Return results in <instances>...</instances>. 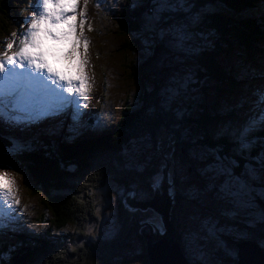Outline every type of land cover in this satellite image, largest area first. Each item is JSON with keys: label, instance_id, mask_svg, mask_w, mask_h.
<instances>
[{"label": "rangeland", "instance_id": "1", "mask_svg": "<svg viewBox=\"0 0 264 264\" xmlns=\"http://www.w3.org/2000/svg\"><path fill=\"white\" fill-rule=\"evenodd\" d=\"M8 1L11 8H5V13H0V52H3L5 44L13 39V33H16V43H19L20 33L27 28L25 18L30 17L34 10L35 0ZM198 1L200 2V0H191L185 5L188 9L186 12L167 14L170 18L159 26H154L152 23L154 11L158 7L157 0H131V7L128 0L102 2L90 0L88 4L86 0H75L77 4L75 11L73 12L70 7L67 8L66 22L62 21L53 28L60 36L59 39H54L44 32L45 26L53 27L52 25L41 24L37 36L39 47L32 50L43 53L48 64L65 76L83 77L87 98L83 99L78 94L72 93L71 95L79 100V104L72 102L71 107L65 106L59 111H48L49 114L55 113L54 118L47 120L46 125H40L36 130L37 133L30 135L31 140L28 142L24 141L27 126L21 125L20 133L16 136L18 143L11 147L12 151L17 152V162L20 153H23L24 149L28 150L30 144L34 142L33 138L41 136L45 137L42 140L52 150L51 158L59 161L58 155L54 153L57 146L65 149L81 141L99 142V139L106 134L104 125H112L113 129H116L118 117L121 114L123 116L125 110L138 107L148 116H152V111L158 110L163 113L164 118L176 117L178 122L174 121L172 126L179 128L183 140H187L186 135H192L191 128H194L193 132H197V129L204 126L201 121L182 123L184 112L190 115L194 113L196 118L195 111L210 110L212 114L216 109L219 115L213 123H218L223 133L225 130L227 132V135L224 134L221 138L214 137L213 134L216 132L212 133V129L217 126L208 125L205 138L210 134L209 140L217 141L216 151L208 145L200 146L201 144L198 143L200 137L193 135L197 149L194 151L197 154L192 153L194 159H190L183 153L184 146L178 147L167 125L168 119L162 120L160 113L156 112L158 120L155 119L157 121L155 123L159 128L155 129L154 122H147L145 121L147 118L141 116L142 120L139 122L150 125L139 131L129 143L123 140L117 141L121 149L120 164L112 159L115 154L113 146L112 150L104 145L93 147L90 145L92 143H89L86 144L90 145L89 150H74V153L69 155L64 153L63 166L71 175L65 177V174L52 171L49 174L51 181L57 180L60 184L66 185L62 179H70L72 182L77 180V184L92 188L100 184L97 189L93 188L95 197L91 207L92 218L86 222L82 218L83 214L80 215L81 218L79 217L86 230L81 233L71 226V229L60 236L65 242L61 248L69 249L74 264H174L173 256L178 252L172 253L170 250L167 241L169 237L164 236L167 231L163 228L169 221L168 217H165L169 213L174 223L184 219L186 225L192 229L189 230L186 225L184 227L178 223L179 231L181 227L184 232L183 240L187 243L186 247L188 246V256H199L205 264H234L232 261L235 256L234 249L228 245L239 249L240 245H236L237 238L250 235L246 226L255 227L257 223L264 221L261 219L264 210L257 202V200L264 201V180L261 179L264 176V168H262L264 157L259 160L257 151H251L256 148L264 156L263 130L260 137L255 134L260 127L247 133L246 140L250 142L248 148L244 151L239 148L241 130L249 116L256 110L252 106L255 94L244 92L251 89L243 82V74H254L257 71L261 73V77H264V5L259 8L258 3L253 2V7L250 9L249 4H244L243 0H210L215 4L201 7ZM223 2L226 6L222 5ZM128 8H132L130 10L135 12L129 11L130 20L126 17ZM242 10H246L244 14ZM210 13H216L217 16L204 18ZM243 17H249L257 23L259 21V24L263 25L262 29H258L260 33L256 34V37L252 35L251 30H248V33L253 37L245 33ZM238 18L240 19L238 24L233 22L238 21ZM71 20L73 24L69 23ZM208 20H212V23ZM177 21L188 25L189 38L182 48L174 47L161 35V28L166 29ZM126 22L132 24L130 29L124 28ZM69 25H73L71 35L63 36V33L70 31ZM232 35L233 37H229ZM227 38L231 43H228ZM73 39L76 41L74 50L68 55L69 50L73 49ZM226 42L230 48L219 53V44H222L223 48L226 47ZM16 50L14 47L11 51ZM83 51L90 66L78 59V55L83 54ZM216 68L220 71L224 70L222 82L214 80L213 69ZM233 68L241 75L239 81H233L234 85L237 82L242 84L243 87L239 90L243 92L233 91V82L226 76V73ZM248 82L249 80L246 83ZM260 83L264 85V78ZM234 87L238 89L239 85ZM249 87H252V84ZM223 105L227 107L223 108ZM221 108L224 111H220ZM58 115L70 117L73 121H80L81 124L70 125L67 126L68 128L56 127L54 120ZM36 125L38 126L37 121ZM88 134H91L92 138L81 139L89 136ZM5 137L8 138L6 135ZM122 137L126 138L125 135ZM233 142H235L236 154L234 149L229 150L230 143ZM8 146L2 145L0 172L7 173L14 181L15 196L19 200L14 211L19 215L18 223H21L24 217L34 225L33 232L42 235L46 232L44 226L49 224V222L45 223L44 212L50 214L51 207L49 204L47 208L44 206V203H47L45 195L40 191V187L35 186L36 183L39 185V179L35 177L32 182L27 176L31 172L29 167L26 165L11 167L6 164L8 163L6 158L2 160L4 149ZM106 149L110 151L112 158L106 155ZM217 155L234 161L233 165L236 166L242 160L244 166L240 169L241 175L229 171L228 177L225 176L226 170L220 167V161L216 159ZM108 157L112 159L109 161L113 162L111 166L121 165L125 173L110 175L102 185L104 179L102 181L94 178V173L97 172L93 171L95 167L93 164L101 168L102 158ZM197 159L203 160L207 169H199L202 163L195 161ZM208 159L212 160L209 162ZM71 161L77 165L82 161L78 171L73 168ZM88 161L93 167H90ZM153 161L159 162V167L155 166ZM167 162L170 163L168 169ZM155 169L157 172L154 177L162 181L159 187L153 186L152 170ZM70 180H66L68 184L71 183ZM32 187L36 192L32 193ZM71 193V190L66 191V194ZM175 196L180 198L179 202H176ZM25 206L26 214L23 213ZM168 232L170 233L169 229ZM173 232L178 237L176 228ZM221 236H227V242ZM259 237L258 242L264 247V236ZM5 238L7 241L0 237V243L1 240L2 243H7L9 246L7 251H9L15 243H9L8 238L13 239L11 235L6 234ZM16 239L18 240L17 237ZM214 242L219 244L213 246ZM201 244L205 250L200 248ZM154 246L156 247L153 248ZM178 248L179 251H183L185 245L180 247L178 245ZM80 253L84 254L83 260L79 259ZM1 256L0 264H7L3 261V255ZM186 263L190 264L188 261ZM56 264L62 263L56 262Z\"/></svg>", "mask_w": 264, "mask_h": 264}, {"label": "trees", "instance_id": "2", "mask_svg": "<svg viewBox=\"0 0 264 264\" xmlns=\"http://www.w3.org/2000/svg\"><path fill=\"white\" fill-rule=\"evenodd\" d=\"M198 3H200L199 6H201V7L215 4V3L210 2V0H200V2L198 1ZM243 3L249 4L247 0H243ZM7 5H8V7H7ZM222 5L226 6V4H224V2ZM5 8H11L10 7V1L0 0V13H2V12L5 13ZM128 9L129 10L126 12V17L128 20H130L131 13H133L134 10H130L132 8H128ZM129 11L131 13H129ZM243 11L244 10H242L241 12H243ZM234 14H236V11H234ZM216 16H217L216 13H210V14H206L204 16V18L210 19V18H214ZM243 20L245 23V33L248 34V36L256 37V34L260 33L259 32L260 30H258V29H260V26H258V24L249 17H243ZM119 22L121 24L122 20ZM203 23L204 22L202 21L201 22L202 26H203ZM221 25L224 27L223 24H221ZM131 26H132V24L129 25L126 22V25L124 28L130 29ZM248 30H251L253 32L252 33L253 36L248 33ZM220 35H222V37H225L223 34H220ZM229 37H233V35L229 36ZM227 40H229L228 43H231L229 38H227ZM240 43L242 46V42H240ZM221 45L219 44V48H218L219 53H223V50H225V49L228 50L230 48L228 46L227 42H226V47L222 48ZM254 48H256V47H254ZM248 56H250V55H248ZM227 70L228 69H226V71ZM213 71H214V73H213L214 80L216 82H222L224 70L220 71V70H218V68H216L215 70L213 69ZM250 74H252V73H249L248 75L243 74L244 75L243 82L245 84H249V82L248 83H246V82L249 80ZM226 76L229 77L232 82L235 80L239 81L241 79V75L239 74L238 70L234 69V68L229 70L228 73H226ZM223 84H225V82H223ZM238 85H239V87H238V89H236V87H234V86H238ZM240 87H243V85L239 84L238 82L234 85V82H233L232 88H233V90H235V92L241 91V90H239ZM253 88L256 91V87H253ZM250 89H251V87H250ZM155 103L157 104V102H155ZM157 105L160 106V104H157ZM143 109L146 110L145 108H143ZM129 110H125L123 113V116H120L121 120H120V123L118 125L119 128L117 130L113 129V131L110 134L106 133L104 136H102L101 139H99L100 140L99 142L98 141H93V142L81 141V142H78L76 144H71L68 147H66L65 149L63 147L57 146V150L54 153L56 155H58L59 161L55 160V158H51L52 156L50 154H52V150L48 146H46V142L43 143L41 146H37V144H34V146L37 148L32 151L33 153H28V154L26 152L20 153L21 156L18 159V163H20L22 165H26L27 167H29V170H31L30 173L34 176V178L36 177L37 179H39V182H40L39 185L36 183L35 186H38L41 188L40 191H42L44 193L45 201L47 200L46 201L47 203H44V206L48 207L47 204H49V207H51L52 211L49 214V216H50V218H49L50 228H48L46 230V232L42 234V238L40 240H37L34 243V238L27 237L23 231H21V232H23V234H20L17 236L18 240L13 237L14 239H16V240L12 241L15 243L14 247L12 249L13 257L8 262L5 260L7 264H56V262H60L62 264H74V261L72 262V256H71L69 249L67 247H65L66 249L61 248V245L65 242H63L64 240H62L60 236L65 231H68L69 228L71 229V226L75 230H78L81 233H83L86 230V226L84 224H82V222H80V218H81L80 215L83 214L86 217L85 218L84 216H82V218L85 219L86 222H89L90 219L92 218V216H91L92 208L91 207L93 206V201H94L93 197H95L94 192H93V190H94L93 188L97 189L100 186V184H96L92 188V187H89L87 185L77 184L76 183L77 180H75V182H72L70 179H66V180H70V182H71L68 184L66 180L62 179L63 182L66 184V185H62L57 180L51 181L52 179H50L49 174L52 171H57L58 174H65V177L70 176L71 173H68L67 170L63 166L62 155L64 153H65V155L73 154L74 150H79V149L81 151H82V149H88L89 150L90 145L93 147H98L100 145H102V146L104 145L105 147H107L109 149H112V146H113L114 150H115L114 158H112V155L108 149H106V155L111 156L112 159L117 160L118 163L120 164L122 157L120 155V145H119V143H117V141L123 140L126 143H129V142H131V138L133 140V138L136 136V134L139 131H141V130L143 131V129L146 126L150 125L149 123L142 124L141 122H139V120H142L141 116H143L144 118L146 117L147 119H145V121L147 120V122L148 121L150 123L154 122L153 125H154L155 129L159 128V126L155 123V122H157L155 120V119H157L156 112L160 113L158 110H156V112L152 111L153 112L152 116L145 115L143 113L144 111L142 110V108H137L136 110L133 109V111L128 112ZM214 112L215 111L213 110V113L211 114L210 110H207V111L204 110L198 114L197 119L192 118V117H184L182 120V123L183 122L184 123H192V122L197 123V121H201L204 123V126L197 129V132H193L194 128H191L192 135H186L185 138L193 137V135L195 136V134H196L197 137H200V140L197 138L198 143L201 144L200 146L208 145L213 149H217V147H216L217 141L213 142V141L209 140L210 134H207L208 139L205 138L206 137L205 131H206V129H208L207 128L208 125L212 121L217 120V119H215L216 117H214ZM160 115L163 118L162 120H166L165 118L168 119L167 125L169 127V130L171 131L172 136L175 137V139L178 143V146L180 148H181L180 145L184 146V153L187 156H189L191 159V157L193 156L192 153L197 154V152L194 151L197 149H196L195 145L193 144V141L191 139L189 141H187L186 139L183 140L184 137H181L180 132H179V128L177 126H172V125H174V121H175L173 118L172 119L169 117L164 118V115L162 112L160 113ZM192 116L194 117V113H192ZM176 122H178V121H176ZM57 123H58V121H56V124ZM63 124L65 125V127H67L68 126L67 124H69V122L64 121ZM148 132H150V131H148ZM212 133H213V130H212ZM122 135H125L126 138L124 139V137H122ZM213 135L215 136V134H213ZM179 138H180V141H178ZM47 143H49V142H47ZM89 143H92V144L86 145ZM52 146H53V144H52ZM44 147H46V148H44ZM92 149H96V148H92ZM262 149H264V148H262ZM251 151H257L259 160L263 159L264 156H263L262 152H260L256 148H255V150H251ZM58 153H62V154H58ZM112 159H110V157L102 158V167L101 168H100V166L93 164L96 167V170L94 167L93 171L97 172V173H94L95 174L94 178L102 180V181L104 179V182H102V185H104L106 183V181L108 180L110 175H113L115 173H119V175L125 173L124 169L121 166L115 165L116 167H114V165H112V166L110 165V164H113V162H109V161H112ZM208 160L210 162V160H212V159H208ZM81 162L82 161H79V165H81L80 164ZM71 163H72L73 168L76 171H78L80 166L77 165L76 163H74V161H71ZM88 163L91 164L90 167H93L92 163L90 161H88ZM201 163H202L201 165L204 166L203 160ZM153 164L155 166L159 167V162L153 161ZM242 166H243L242 164H239V167L236 165H232L231 167H227L226 169L228 171H233L236 174L241 175L240 169L242 168ZM220 167L222 168V166H220ZM86 170L90 171L88 169H86ZM156 172H157V169H155V171L152 170V176L153 177L155 176ZM27 176L31 180L30 175L28 174ZM60 177H61V175H60ZM175 184H176V182H175ZM32 189H33L32 193L36 192L34 187H32ZM67 190H71L72 193L66 194ZM80 190L84 191V193L82 194V192ZM90 192H91V194H90ZM85 195H86V197H82ZM175 200H176V202H179L180 198L175 196ZM257 202H259L260 208L264 210V202L260 201V200H257ZM249 213L253 217H255L252 212H249ZM95 216L96 215H94V217ZM262 223L264 226V221H262ZM247 227L250 231V235L248 237H245L244 239L250 240L254 237L258 238L260 236V234L264 236V228L262 226H259L256 233H254V227L253 226L252 227L247 226ZM70 235H71V233H70ZM226 241H227V239H226ZM0 245H1V250H3V243L1 242ZM83 255H84L83 253H80V255H79L80 260L84 259Z\"/></svg>", "mask_w": 264, "mask_h": 264}, {"label": "snow or ice", "instance_id": "3", "mask_svg": "<svg viewBox=\"0 0 264 264\" xmlns=\"http://www.w3.org/2000/svg\"><path fill=\"white\" fill-rule=\"evenodd\" d=\"M191 0H157L158 7L155 9L152 23L159 26L170 17L169 13L186 12L185 5ZM74 12L77 4L75 0H35L33 12L30 17L25 18L26 30L20 33L21 39L16 43V33L13 39L5 44L4 51L0 52V123L10 126L31 125L44 117L48 111L71 107L72 102L79 104V100L72 93L78 94L80 98L86 99L87 92L83 87V77L72 78L51 67L44 59L43 53L33 51L39 47L38 33L41 24L52 25L44 27V32L54 39L60 36L53 30L60 22H66L67 8ZM30 21V22H29ZM73 25H69V32L63 36L71 35ZM161 35L169 40L176 48H182L189 38L188 25L180 21L174 22L166 29L161 28ZM74 50L76 43L72 41ZM87 42H85L86 45ZM16 47V51H11ZM256 110L252 112L243 126L239 140V148L244 151L249 146L246 135L255 128L264 129V86L258 90L257 97L252 101ZM251 111V109H250ZM227 135L226 130L224 131ZM220 161L222 170L231 167L235 162L227 160L226 157L216 156ZM227 160V164H226ZM264 168V163H262ZM264 180V176L261 177ZM162 181L154 177V187H159ZM19 200L15 196L14 181L7 173L0 172V230L7 227L6 221L11 218ZM264 220V213L261 215Z\"/></svg>", "mask_w": 264, "mask_h": 264}, {"label": "bare ground", "instance_id": "4", "mask_svg": "<svg viewBox=\"0 0 264 264\" xmlns=\"http://www.w3.org/2000/svg\"><path fill=\"white\" fill-rule=\"evenodd\" d=\"M102 1H104V0H101V2ZM86 2H87V4L88 3H90V0H86ZM22 6H23V4H22ZM91 8H93V6L91 7ZM61 25V27L63 26L62 25V23L60 24ZM78 59H80L85 65H88V66H90L88 63H87V59H86V57H85V51H83V54H81V55H78ZM264 77H261L260 76V73L259 72H255L254 74H250L249 75V84H246L247 85V87L248 88H250L249 86L252 84V87H251V90L250 91H244L245 92V94L246 93H254L255 94V98L257 97V95H258V90L262 87V86H264L263 85V83H260L261 81H262V79H263ZM252 79H254V80H252ZM253 87H256V91H255V89L253 88ZM233 89V88H232ZM234 91V90H233ZM239 92H243L242 90L241 91H239ZM244 95V94H243ZM206 96V95H205ZM225 107H227V105H223V108H225ZM215 112H214V117H217L218 115H219V113H218V110H214ZM220 111H224V109H222L221 108V110ZM195 118V117H194ZM63 122L64 121H60V122H58L59 124H61V125H64L63 124ZM5 124V123H4ZM76 124V122H73L72 123V126L73 125H75ZM210 124H213L214 126H217V128L215 127V128H213L212 130H213V132H216V134H215V136L214 137H219V138H221V137H223L224 136V134H223V130H221L220 128H219V126L217 125L218 123H213V121L210 123ZM209 124V125H210ZM87 126H90V124H86ZM6 126H7V131H8V133H7V136L8 137H12L13 136V134L14 133H16V132H18L19 130H20V127H21V125L20 126H8V124H6ZM106 127V131H107V133H109V132H111V131H113V127H112V125H110V126H106V125H104V128ZM197 128V127H196ZM208 128V127H207ZM264 131V129H261V128H259V129H257L256 131H255V134L258 136V137H260V135H262L263 134V132H261V131ZM4 132V128L2 127V126H0V133H3ZM4 135V134H3ZM90 137H92V135H90V134H88ZM31 140V136H30V134L28 133V131H26L25 133H24V141H26V142H28V141H30ZM73 141H75V138L73 139ZM179 147V146H178ZM0 152H1V150H0ZM225 176H227L228 177V172H226L225 173ZM202 184V183H201ZM27 206V205H26ZM26 206L23 208V213H25L26 214ZM47 208V207H46ZM44 214H45V223H47V222H49V218H50V216H49V214L47 213V212H44ZM20 225H21V231H23L25 234H26V236L27 237H32V238H34V243L37 241V240H40L41 238H42V235L40 234V233H35V232H33V228H34V225L31 223V222H29L26 218H22V221H21V223H19ZM247 227V226H246ZM44 228H45V230H47L48 228H50V223L48 224V226H44ZM29 231H30V234H29ZM42 231V230H41ZM40 231V232H41ZM3 239V238H2ZM9 240H11V238H8ZM159 239L161 240V238L159 237ZM255 239L256 238H252V239H250V240H248V239H244V240H246V241H255ZM3 240H5V241H7V238H4ZM3 240H1V242L3 241ZM169 243L171 244V241L169 240ZM9 246L7 245V244H5V243H3V250H1V252H0V260L2 259V256L1 255H4V253H6L5 254V259L3 260V261H10L11 259H12V257H13V255H12V249H13V247L12 248H10V250L9 251H7V248H8ZM260 254H261V251H258ZM177 254H175V256H173L174 258H175V260H174V264H180V257L177 255ZM236 263V262H235Z\"/></svg>", "mask_w": 264, "mask_h": 264}, {"label": "water", "instance_id": "5", "mask_svg": "<svg viewBox=\"0 0 264 264\" xmlns=\"http://www.w3.org/2000/svg\"><path fill=\"white\" fill-rule=\"evenodd\" d=\"M19 166L22 167L23 165L19 163ZM31 180L34 181V176L29 173ZM167 180V179H166ZM171 224H166V231L164 236L165 237H169V240L171 241V244L168 241V245L170 247V250L172 251V253H174L175 251L178 252V256L180 257V264H188L185 262V260L183 259V257L179 254L181 253V251H179L178 245L180 244L179 240L177 239V237L174 235V227L171 226V228H169ZM168 229L170 230V233L168 232ZM171 234V235H170ZM163 236V237H164ZM174 244V247H173ZM236 245H240L238 250V253L236 254V259L234 264H264V250L259 246L258 243H256L255 241H246L244 239H239ZM156 246H154L153 248H155ZM168 248V246H166ZM244 251H246V253H244ZM261 251V254L258 252ZM176 255V256H177ZM164 262V261H162Z\"/></svg>", "mask_w": 264, "mask_h": 264}]
</instances>
